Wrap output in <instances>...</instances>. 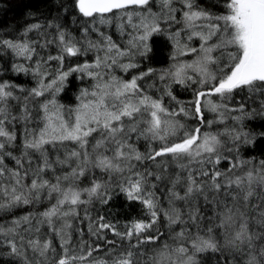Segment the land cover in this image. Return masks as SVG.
<instances>
[{
  "label": "snow or ice",
  "instance_id": "1",
  "mask_svg": "<svg viewBox=\"0 0 264 264\" xmlns=\"http://www.w3.org/2000/svg\"><path fill=\"white\" fill-rule=\"evenodd\" d=\"M152 2L73 0V16L78 14L84 21L82 40L54 22L47 27L55 29V36L44 43L27 38L29 32L42 28L40 24H32L20 39L0 38V49H6L13 57L25 61L39 56L37 46L47 48L55 43L58 49L56 55L48 54L37 59L34 67L13 64V71L31 73L37 79V86L27 90V96L23 98L19 117L12 115L8 103L9 100L20 99L13 91L17 86L0 82V211L37 203L42 197L55 199V203L38 216L29 213L12 219L10 224H0V255L20 260L22 264H202L200 254L212 252L221 253L217 264H240L237 257H242L243 264H264V159L256 163L254 157L241 159L239 156L241 146H254L257 137L264 139V131L243 130L244 120L264 119V0H221L224 11L219 15L201 7L196 0H178L182 5L179 9L181 20L176 19L178 9L173 6L174 0H161L162 9L167 10L163 17L152 12ZM60 7L64 8V5ZM130 7L138 10L127 11ZM134 15L139 18L138 24L132 23ZM110 17H126L137 31L138 35L128 42L129 49L121 50L111 36L99 31L97 25L110 23ZM160 19L184 25L183 29L168 36L173 42L174 61L177 56L196 54L191 62L174 63L160 75L161 80L167 77L174 84L198 85L190 109L183 104L178 109H169L162 96L154 98L141 88L138 81L152 74V68L130 80L116 76L106 79L107 73L92 71L118 64V57L138 55L149 59L153 52L150 39L164 32ZM120 30L123 32V25ZM184 30L188 33L187 41L199 39L198 48L182 41L181 31ZM90 31L99 33L101 39H90ZM93 49L104 50L105 55L97 56L93 63H77L75 67L63 70L66 58L86 55ZM131 49H135V53ZM52 60L59 63V68L55 78L45 83L48 73L43 65ZM119 66L127 71L138 67V64L129 62ZM75 72L87 74L96 83L91 91H81L79 105L70 110L74 118L66 119L63 106L58 104L55 96ZM19 90L26 91L23 88ZM242 92H246L247 101L258 97V106L249 108L247 102H241L238 107L230 108L227 101ZM45 93L52 98L39 104L43 126L38 130L25 127L21 143L17 145V133L9 125L18 119L28 121L31 116L30 98L43 97ZM165 94L176 99L170 84L166 86ZM213 96L219 97V101H214ZM241 99L244 101L245 97ZM205 110L218 114L217 120L207 121L209 127L215 122L223 123L226 113L230 112L238 113L231 118L241 127L226 128L223 133L202 132L200 126L193 128L177 119L183 115L203 125ZM133 134L137 140L142 137L148 141H159V147L149 143L148 150L141 152L134 143H130ZM221 136H228L233 147L226 148ZM90 137L94 143H90ZM65 141L73 142L78 149L67 152L64 159L57 156L54 162L51 161L45 145L55 147ZM16 148L20 150L19 156L12 151ZM225 150L229 153L235 151L237 155L230 159L223 155ZM109 152L110 155L107 154ZM34 154H38L35 159L39 161L35 166ZM158 158L167 159L158 161ZM9 160L14 162V166H9ZM145 160L151 161L162 172L147 168L134 171L135 162L143 163ZM221 160H228L230 166L225 170L219 169L217 165ZM69 162L75 166L69 172L55 176V182L45 178L44 174L52 171L54 164ZM169 164H175L179 172L168 178L172 185L168 190L169 207L163 209L155 193L146 185L149 177L157 181L165 179L162 173L167 171ZM91 168L108 173L110 179L114 174L127 173L122 175L117 187L128 200L139 201L147 209L150 220L134 221L125 226L126 231L120 232L103 216L92 220L85 212L90 220L89 232L97 240L115 246L117 241L106 240L102 235L108 230L120 240L130 242L127 248L120 250L108 248L106 258L89 260L93 252L101 250L102 245H87L85 248L87 242L82 241L78 251H74L70 247L71 218L78 215L76 209L79 205L91 203L94 197L103 204L111 199L110 185L106 182L93 180L90 187H79L81 177ZM177 186L183 189V195L177 191ZM85 194L87 200L82 199ZM200 198L213 206L212 217L202 215L197 206ZM176 201L185 202L188 211H182ZM161 215L167 221L168 236L173 243H164L154 255L143 260L146 253L139 250L140 246L154 244L165 235L158 228L155 235L150 234ZM205 219L208 225L201 229L199 222ZM189 221L196 226L195 233L188 230ZM45 224L60 239L59 254L52 239H41L38 235ZM178 225L181 227L176 231L175 226ZM217 228L222 230L223 242L217 239ZM133 240L135 243H131Z\"/></svg>",
  "mask_w": 264,
  "mask_h": 264
},
{
  "label": "trees",
  "instance_id": "2",
  "mask_svg": "<svg viewBox=\"0 0 264 264\" xmlns=\"http://www.w3.org/2000/svg\"><path fill=\"white\" fill-rule=\"evenodd\" d=\"M196 2L201 7L206 8L217 15L224 11L221 0H196ZM61 5H64V8H61ZM173 6L178 9V11L175 13L176 19L181 20L182 12L179 11V9L182 8V5L178 2V0H174ZM137 10L138 9H135L134 7H130L127 11ZM151 10L153 13H156L162 17L166 16L167 14V10L162 9L161 7V0H153ZM74 11L73 0H0V38L20 39L28 27H30L32 24H40L42 25V28L38 31L34 30L29 32L27 38L44 43L46 40L53 39L55 36V29L47 27L50 22H54L66 28L67 31L70 32L71 35L76 39L82 40V27L84 21L81 17H79L78 14L73 16ZM110 19V23L97 25L99 31L103 32L106 36H111L113 41L120 47L121 50L127 49L130 38L132 36L138 35L137 31L132 27L131 24L127 22L126 17H110ZM74 20L79 22H74ZM132 23L138 24L139 18L134 15ZM159 23L161 28L164 29V32L163 34H156L150 39L149 43L152 45L153 52L149 59H143L138 55L132 58H127L125 56L122 59V63L126 62V64H128L129 62H132L138 64V67L130 68L127 71H124L122 68L114 67L101 73H107L106 79L110 76H116L123 80H130L133 76H138L142 72H147L149 68H152L154 69L152 74L138 81V84L141 86V88L154 98L162 96L164 105L169 109H178L181 104L190 109L191 101L194 99L193 93L198 88V85L189 84L187 86H182L179 84H174L171 83L170 79L167 77L164 80H161L160 75L166 70L170 69L174 63L191 62L193 59H195L196 54L190 53L187 55L177 56L176 61H174L172 59L173 42L168 38V36L169 34L183 29L184 25L171 20L165 22V19H160ZM121 25H123V32L120 30ZM187 34V30L181 31L182 41L188 43L190 47L198 48L200 44L199 39L193 38V40L187 41ZM89 37L93 41L101 39L99 33L94 31H90ZM37 52L39 53V56L34 57L32 61H25L22 58L13 57L6 49H0V82H8L12 85H16L17 87L13 89L14 95L20 98L19 100H9L8 102L11 108V113L14 116L19 117L21 115L22 105L24 103L23 98L27 96V90L37 86V79L34 78L31 73L25 74L13 71V64H24L26 66L34 67L35 61L37 59L40 57H46L48 54L56 55L58 49L57 45L53 43L48 45L47 48H40L37 46ZM101 52L102 50L93 49L88 51L86 55L66 58L63 70H67L68 67H75L77 63H93ZM43 68L48 73V75L45 77V83H47L48 81L55 78L57 69L59 68V63L55 60H52L47 64H44ZM99 70L100 69H92V71ZM95 83L96 81L85 73L75 72L68 77L63 90L55 96L58 104L63 106V114L66 119L74 118L70 110L75 109L79 105L80 100H78V97L80 96L81 91L83 89H88L91 91ZM169 84L171 85L172 95L176 98L175 100L171 99V97L165 94V88ZM20 88H23L26 91L21 92L19 90ZM242 97H245L244 101H242ZM246 97V92H242L236 95L233 100L227 101V103L230 108L238 107L239 103L241 102H247L249 108H255L258 106V97L254 98L252 101H247ZM51 98L52 96L49 93H45V96L43 97H38L35 99L30 98V119L28 121L18 119L9 125L10 128L14 127L17 133V145H20L21 143L25 127H27L29 130H38L43 126V120L41 119L43 113L39 110V104L45 99ZM212 99L214 101H219V97L216 96H213ZM204 115L205 123L203 125H199L196 119L184 117L183 115L177 117V119L193 128L200 126L202 132L223 133L226 128L241 127V125L231 118L232 116L238 115L236 112L226 113L223 123L215 122L211 125V127L208 126L207 121L217 120L218 114L205 110ZM243 130L248 132L264 131V119L256 117L251 120H244ZM221 139L225 142L226 148L233 147L232 141L228 136H221ZM89 140L90 143H94L91 137ZM130 143H134L141 152H146L148 150L149 143H151L153 147H159L160 144L159 141H148L142 137L137 140L135 138V134H133V139L130 141ZM45 148L48 150L49 159L54 162L57 156H59L61 159H64L67 152H70L73 149H78V146L71 141H65L63 144H57L55 147L50 144L45 145ZM12 151L14 155H20L19 148L12 149ZM107 154L110 155L111 153L109 152ZM37 155L38 154H34L33 156V166H35V163L39 162L35 159ZM223 155L229 156L231 159L235 157L237 153L235 151L229 153L225 150ZM239 156L241 159H251L254 157L256 163H258L259 160L264 159V139L257 137L254 146H241ZM161 159L167 158H158V161ZM135 163L136 169H134V171H144L147 168L158 173L162 172V169L156 168V166L151 161L145 160L143 163ZM8 164L10 167L14 166V162L11 160L8 161ZM74 166L75 164L73 162H69L65 165L54 164L53 170L44 174L45 178L55 182V176L63 175L64 173L69 172ZM228 166H230L228 160H221L220 164L217 165V167L221 170H225ZM236 171L237 174H239V170ZM175 172H179V169L176 168L175 164H169L167 171L162 173L165 176V179L157 181L154 177H149V184L146 185L148 190L155 193V196L159 199L160 206L163 209H167L169 207L168 190L172 185L168 178L171 177ZM122 175H127V173L114 174L110 179L108 173L102 172L98 168H91L84 177H81L80 181L78 182L79 187L81 188L90 187L93 180L106 182L108 185H110L109 193L111 194V199L107 204L101 203L99 198L94 197L91 203L79 205L76 209L78 215L71 218L72 228L69 230L71 233L70 247L74 251H78V245L82 241L87 242L85 244V248L87 245H102L101 250L98 252H93L92 257H90L89 260L98 259L100 257L106 258V251L108 248L116 247L118 250H120L122 248H127L130 242L128 240H120L119 237L114 236L108 230H105L102 235L106 240L117 241L115 246L106 245L104 240H97V237L91 235L89 232L90 220L86 218L85 212H87V215L91 217L92 220H95L98 216H103L106 222L114 224L117 230L120 232L126 231L125 226H130L134 221L150 220V217L146 214L147 209H145V207L139 201H130L126 198L124 193L119 191L117 184L120 182ZM152 184H155L156 186L153 188L151 187ZM177 191L183 195V189L180 186H177ZM221 198L223 199V197ZM82 199L87 200V195L85 194ZM230 199L231 198L229 197L228 200L230 201ZM252 202L255 203L256 201L253 199ZM54 203L55 199L49 200L45 197H42L40 202L29 205H21L12 208L9 211H0V224H10L12 219L27 215L29 213H31L33 216H38L39 213H42ZM176 205L180 207L182 211H188V205L185 202L176 201ZM197 206L200 207L203 216L212 217L214 215L213 206L205 204L202 198L197 201ZM184 219L187 221L186 215ZM33 223H35V220H33ZM57 223L59 224V222ZM207 225L208 220L206 219L199 222L201 229L205 228ZM180 227L181 225L175 226V230L179 231ZM156 228H158L160 232L164 233L165 235L154 244H144L140 246L139 250L146 253V255L142 258L143 260H147L149 256L154 255L164 243H173V241L168 236L169 228L167 227V221L164 219L163 215H161L160 220L158 221L157 225L154 226L153 230H151L150 234L155 235ZM188 230L192 233H195L197 228L189 221ZM221 231V229L217 228L215 230V234L217 239L220 242H223V237L220 235ZM38 235L41 237V239H52L53 246L56 248L57 254L60 253V239L54 236L46 224L41 226V230ZM131 243H135V240L131 241ZM28 255L30 258L32 257V253L30 251ZM224 255L227 256V252H225ZM220 256L221 253L212 252L200 254L202 264H217V260ZM237 259L240 260V264H243L242 257H237ZM0 264H22V262L20 260L7 258L0 255ZM77 264H80V262H77ZM85 264H88V262H85Z\"/></svg>",
  "mask_w": 264,
  "mask_h": 264
},
{
  "label": "rangeland",
  "instance_id": "3",
  "mask_svg": "<svg viewBox=\"0 0 264 264\" xmlns=\"http://www.w3.org/2000/svg\"><path fill=\"white\" fill-rule=\"evenodd\" d=\"M135 34V33H134ZM133 38V36L130 38V40ZM130 48V45H129V43H128V48L127 49H129ZM135 49H131V52L132 53H135ZM105 55V51L104 50H102V52L100 53V57H103ZM137 55H133V56H126L127 58H132V57H136ZM125 57V56H124ZM124 57H118L117 59H118V64H115V65H112L110 68H105V67H102L99 71L100 72H104L105 70H110V69H112V68H114V67H118V68H121L119 65L120 64H126V62H124V63H122V59L124 58Z\"/></svg>",
  "mask_w": 264,
  "mask_h": 264
}]
</instances>
